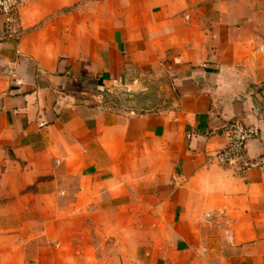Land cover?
I'll list each match as a JSON object with an SVG mask.
<instances>
[{
	"label": "crops",
	"instance_id": "1",
	"mask_svg": "<svg viewBox=\"0 0 264 264\" xmlns=\"http://www.w3.org/2000/svg\"><path fill=\"white\" fill-rule=\"evenodd\" d=\"M0 17V264H264V0H31ZM116 88L165 107H104Z\"/></svg>",
	"mask_w": 264,
	"mask_h": 264
},
{
	"label": "built area",
	"instance_id": "2",
	"mask_svg": "<svg viewBox=\"0 0 264 264\" xmlns=\"http://www.w3.org/2000/svg\"><path fill=\"white\" fill-rule=\"evenodd\" d=\"M31 0H0V17L4 19L5 32L9 37L18 35L19 13ZM260 132L256 127H249L241 120H233L222 129L226 141L224 149L213 156V161L220 166L239 168L241 172L259 170L264 172V154L258 159H247L246 148L250 141L258 139Z\"/></svg>",
	"mask_w": 264,
	"mask_h": 264
},
{
	"label": "rangeland",
	"instance_id": "3",
	"mask_svg": "<svg viewBox=\"0 0 264 264\" xmlns=\"http://www.w3.org/2000/svg\"><path fill=\"white\" fill-rule=\"evenodd\" d=\"M100 105L127 113H142L165 107L166 93L152 89L146 93L129 92L127 88H116L111 92L104 91L99 95Z\"/></svg>",
	"mask_w": 264,
	"mask_h": 264
}]
</instances>
